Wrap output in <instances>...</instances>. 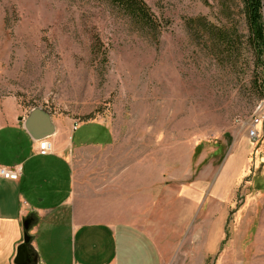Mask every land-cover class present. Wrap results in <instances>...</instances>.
Here are the masks:
<instances>
[{
	"label": "rangeland",
	"instance_id": "rangeland-1",
	"mask_svg": "<svg viewBox=\"0 0 264 264\" xmlns=\"http://www.w3.org/2000/svg\"><path fill=\"white\" fill-rule=\"evenodd\" d=\"M144 1L162 25L157 41L103 0H0V107L108 126L114 144L81 153L85 179L94 167L122 183L130 170L157 199L189 198L190 230L210 238L204 264H264L263 81L240 11ZM196 18L235 34L234 54L190 28ZM3 149L10 164L15 148Z\"/></svg>",
	"mask_w": 264,
	"mask_h": 264
},
{
	"label": "crops",
	"instance_id": "crops-1",
	"mask_svg": "<svg viewBox=\"0 0 264 264\" xmlns=\"http://www.w3.org/2000/svg\"><path fill=\"white\" fill-rule=\"evenodd\" d=\"M25 120L14 102L0 107V154L5 143L15 148L10 164L0 160V167L21 168L17 181L0 178V264H189V257L204 264L211 256L210 238L206 244L200 235L196 246L190 230L193 200L157 199L130 170L122 183L94 167L85 179L81 153L112 146L108 126L52 120L54 133L46 138L52 150L40 156ZM84 127L87 138L80 135Z\"/></svg>",
	"mask_w": 264,
	"mask_h": 264
},
{
	"label": "trees",
	"instance_id": "trees-1",
	"mask_svg": "<svg viewBox=\"0 0 264 264\" xmlns=\"http://www.w3.org/2000/svg\"><path fill=\"white\" fill-rule=\"evenodd\" d=\"M120 11L132 27L157 41L161 30V22L152 13L144 0H103ZM220 13H229L238 9L246 30L245 46L250 50L257 70V79H261L264 95V0H213ZM208 4V0H203ZM188 26L195 32L205 33L210 41L226 49L230 56L234 54L236 35L224 29L215 27L203 18L191 19ZM255 69V71H256Z\"/></svg>",
	"mask_w": 264,
	"mask_h": 264
},
{
	"label": "water",
	"instance_id": "water-1",
	"mask_svg": "<svg viewBox=\"0 0 264 264\" xmlns=\"http://www.w3.org/2000/svg\"><path fill=\"white\" fill-rule=\"evenodd\" d=\"M24 128L26 132L29 134V136L35 141L49 138L54 133V128L52 126L50 117L48 115L41 114L36 111L30 113L29 116L26 118L24 122ZM29 226H30V221L27 220L24 225L25 230H28ZM25 243L26 245L29 244L28 237H26Z\"/></svg>",
	"mask_w": 264,
	"mask_h": 264
},
{
	"label": "built area",
	"instance_id": "built-area-1",
	"mask_svg": "<svg viewBox=\"0 0 264 264\" xmlns=\"http://www.w3.org/2000/svg\"><path fill=\"white\" fill-rule=\"evenodd\" d=\"M263 104V103H262ZM262 104L259 105L256 109V114L254 119L251 122L249 127V138L255 142L258 139V127L261 124L260 117L258 112L261 111ZM38 143V154L40 156H47L51 153L52 147L50 142L47 139L39 140ZM21 175V168L14 167H0V178L9 180V181H17Z\"/></svg>",
	"mask_w": 264,
	"mask_h": 264
}]
</instances>
